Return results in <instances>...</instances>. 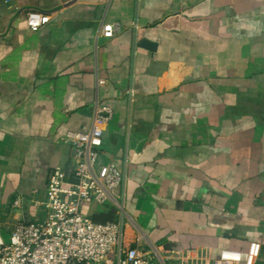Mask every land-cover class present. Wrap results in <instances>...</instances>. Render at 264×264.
Wrapping results in <instances>:
<instances>
[{"label": "crops", "instance_id": "0c3cea01", "mask_svg": "<svg viewBox=\"0 0 264 264\" xmlns=\"http://www.w3.org/2000/svg\"><path fill=\"white\" fill-rule=\"evenodd\" d=\"M28 12L51 22L33 32ZM98 103L114 113L100 164L126 184L122 215L84 207L95 222L121 221L125 246L159 263L259 243L264 264V0H0L5 241L43 218L51 171L72 167L64 139Z\"/></svg>", "mask_w": 264, "mask_h": 264}, {"label": "built area", "instance_id": "2783aa9c", "mask_svg": "<svg viewBox=\"0 0 264 264\" xmlns=\"http://www.w3.org/2000/svg\"><path fill=\"white\" fill-rule=\"evenodd\" d=\"M50 22L49 15L27 13L33 32ZM117 29L118 25H104L101 36L112 39ZM113 116L110 107L98 103L89 131L67 133L64 143L73 151L71 170L51 171L41 220L18 223L9 241L0 233V264H165L138 248L126 247L121 221L95 222L84 211L96 204L110 206L117 215L123 212L119 190L126 184V175L113 161L100 164L103 127ZM260 253L261 245L251 243L246 257L226 250L214 264H256Z\"/></svg>", "mask_w": 264, "mask_h": 264}]
</instances>
